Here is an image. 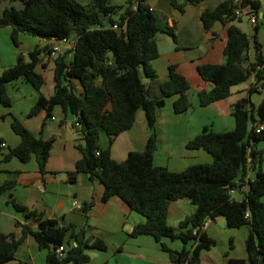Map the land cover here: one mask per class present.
<instances>
[{
	"label": "trees",
	"instance_id": "1",
	"mask_svg": "<svg viewBox=\"0 0 264 264\" xmlns=\"http://www.w3.org/2000/svg\"><path fill=\"white\" fill-rule=\"evenodd\" d=\"M135 1L118 4L114 0H91L89 3L22 0V7H6L0 13V28L12 26V36L17 43L20 31L47 40L73 38V54L68 57L60 52L54 57L55 90L46 95L41 90L45 78L37 65L43 60L44 53L53 51L55 41L36 44L28 51L29 58L19 52L16 61L0 72V104L12 105L7 85L23 78L39 90L29 116L43 109L51 116L58 104L71 112L75 116L73 123L79 133L77 146L82 156L75 168L67 171L69 179L75 181L81 172H88L105 185L104 199L118 194L132 209L142 213L145 220L136 223L129 234L153 235L168 252L172 264L201 262L202 251L216 244V239L203 225L208 218L215 219L220 215L226 218L230 227L250 226L246 237L247 256L230 257L228 264H264V166L261 163L264 150L256 147L264 140V129L257 130L264 122V100L258 104L252 100L253 93L264 91V51L258 40L260 24L250 35L236 23L244 14L258 18L262 2L222 0L215 7L203 10L204 26L211 30L217 21H221L227 26L228 39L223 62L198 66L201 76L212 82L211 88L198 91L200 104L205 106L230 95L233 85L252 75L255 80L247 88L248 94L232 104L235 119L232 129L219 131L205 126L187 142L191 148L210 152L212 160L172 170L154 162L158 109L165 105L167 97L178 94L174 109L186 111L191 105L188 90L192 83L175 64L170 65L168 78L158 80L152 60L159 55L156 34L162 28L147 1L138 0L137 8H134ZM169 1L183 11L188 3L201 0ZM238 8L245 12L237 14ZM165 30L177 41L172 26ZM252 41L257 54L250 61L248 48ZM144 77L150 81L146 82ZM155 82L159 90L152 95ZM139 109H144L150 128L146 145L143 149L131 150L125 159L117 160L111 154V146L118 134L134 124ZM12 128L21 140L7 152V142L0 138V161L13 155L28 161L34 155L40 170L46 172L54 137L45 138L34 133L16 116ZM102 132L108 135L105 146L99 142ZM250 167L256 169L253 179L248 177ZM14 183L15 180L7 179L0 189L4 191ZM236 190L241 193V198L234 195ZM183 197L190 199L196 210L175 226L168 222L169 205ZM10 200L24 214L26 221H16V225L21 226V236L15 231L0 229V264L16 258L19 245L30 233L40 248L48 250L46 264H81L90 260L91 250L108 248L106 240L100 236L87 234L75 224L62 225L56 218L44 216L42 211L14 198ZM93 201L84 202L81 210L88 212ZM163 237L181 239L183 247L172 248L162 240ZM63 243L65 255L59 256L56 249Z\"/></svg>",
	"mask_w": 264,
	"mask_h": 264
},
{
	"label": "crops",
	"instance_id": "2",
	"mask_svg": "<svg viewBox=\"0 0 264 264\" xmlns=\"http://www.w3.org/2000/svg\"><path fill=\"white\" fill-rule=\"evenodd\" d=\"M146 1L156 14L158 24L160 21L165 23V29L172 26L177 34V41L166 30L157 34L159 55L152 60V64L158 72V80L168 78L170 65L175 64L177 70L192 83L188 90L191 105L186 111L177 112L174 109V100L178 94L167 97L165 105L158 109V143L154 162L166 165L172 170H182L193 163L210 162V152L203 148H191L187 142L205 126L219 131L232 129L235 126L232 104L248 94L247 88L255 80L254 75L233 85L230 95L208 105H201L197 93L200 89L211 88L212 82L201 76L198 66L207 62H223L228 39L227 26L224 23L217 21L213 29L209 30L204 26L201 14L205 8H213L222 0L188 3L183 11L174 7L169 0ZM261 2L262 7L256 23L251 22L250 14L242 15L236 23L250 35L254 33L256 25L260 24L258 40L262 43L264 51V0ZM22 3L0 0V13L8 6L20 7ZM2 28L13 30L12 26ZM34 37L30 42L22 41L21 48L27 58L28 51L36 44H52L54 41L36 35ZM72 39L62 42L57 53H44L43 60L37 65V70L45 78L41 90L46 95H51L55 90L54 57L60 52L71 57ZM18 53L14 55L16 59ZM256 54L257 50L252 41L248 48L249 60L255 59ZM14 62L10 61L6 65ZM144 80L150 81L147 77H144ZM157 84L155 82L156 86ZM79 87L81 88V85ZM7 91L12 105L0 104V138L7 142L6 151L21 140L20 135L12 128L14 116L22 120L34 133L45 138L52 136L54 141L46 172L40 170L34 155L28 161H23L16 155L0 161V185L7 179L15 180L6 191H0V229L5 232L15 231L17 236L22 234L21 226H17L16 221L24 222L26 219L11 202L10 198H14L30 208L42 211L46 217L56 218L62 225L75 224L85 229L87 234L106 240V250H91L90 260L81 264H172L168 252L153 235L129 234L136 223L145 220L142 213L132 209L118 194L104 199L105 185L98 177H92L88 172H81L75 181L69 179L67 171L74 169L77 160L82 156L77 146L79 133L73 123L75 116L64 110L60 104L54 107L51 116L45 109L29 116L28 112L36 102L39 90L26 79L19 78L8 83ZM252 100L256 104L260 103L264 100V91L253 93ZM149 132L145 111L139 109L134 124L115 138L111 146L112 156L123 160L131 150L143 149ZM99 142L103 146L107 145L108 135L105 132L101 133ZM256 147L264 150L261 142H258ZM261 163L264 166V154ZM255 173L256 169L250 167L248 177L253 179ZM236 192L237 190L234 191ZM75 199L83 203L94 200V204L85 212L74 205ZM189 200L179 198L171 201L168 210L170 224L177 226L183 218L196 210V205L191 200L188 202ZM204 229L216 239V244L202 251L199 264H228L230 257L247 256L246 237L250 230L248 224L230 227L226 218L220 215L215 219L210 218ZM162 240L172 248L183 247L181 239L163 237ZM47 254L48 250L40 248L38 241L30 233L19 245L16 258L4 264H46Z\"/></svg>",
	"mask_w": 264,
	"mask_h": 264
},
{
	"label": "rangeland",
	"instance_id": "3",
	"mask_svg": "<svg viewBox=\"0 0 264 264\" xmlns=\"http://www.w3.org/2000/svg\"><path fill=\"white\" fill-rule=\"evenodd\" d=\"M14 1H16L18 4L22 3V0H14ZM80 1L83 3H89L91 0H80ZM114 1L118 4H121V3L123 4L127 0H114ZM22 6H23V3L20 7H22ZM256 22H257V20L253 23H256ZM261 23H262V21H261ZM159 25L162 28V30H159L157 32V34L160 33L161 31H163L166 27V24L163 23L162 21H160ZM263 25H264V22H263ZM157 34H156V36H157ZM31 38H35L34 35L28 34V33H23L20 31V36H18V38H17L19 42L17 43L15 38L12 36V29L9 30V29H5V28H0V71L3 69L4 65H6L8 62L16 61V58L14 57V55L18 52H23L22 48H21L22 41H24V43L30 42ZM152 89H153L152 93H151L152 95H155L158 93V90H159L158 86L154 85V87ZM260 142L264 146V140H262ZM6 190L7 189H5L4 191H6ZM0 191L4 192L1 189H0ZM234 195L237 198H241V196H242L239 191L234 193ZM183 198H185L186 200H189L186 197H183ZM188 202H191V201L189 200Z\"/></svg>",
	"mask_w": 264,
	"mask_h": 264
},
{
	"label": "built area",
	"instance_id": "4",
	"mask_svg": "<svg viewBox=\"0 0 264 264\" xmlns=\"http://www.w3.org/2000/svg\"><path fill=\"white\" fill-rule=\"evenodd\" d=\"M137 4H138V0H136L135 1V3H134V5H133V7L134 8H137ZM151 9H152V7H151ZM236 12H237V14H239V15H241V14H243L245 11L244 10H241V9H236ZM250 20H251V22H255L256 20H258V18H257V16L256 15H254V16H251L250 17ZM114 26H117V24H114ZM69 40L70 39H68V38H63V39H61V40H54L55 41V43H54V46H53V52L54 53H57L59 50H60V44L62 43V42H69ZM78 124H79V122H77ZM261 129H264V122H261L259 125H258V127H257V130H261ZM3 145H5L6 144V142H3L2 143ZM83 202H81L80 200H78V199H75L74 200V205L78 208V209H83ZM210 220V218H208L206 221H205V223H204V227L206 226V224L208 223V221ZM199 228V226L198 227H196V229L195 230H197ZM65 249H66V247H65V244L63 243V244H60L58 247H57V249H56V252L58 253V255L59 256H63V255H65Z\"/></svg>",
	"mask_w": 264,
	"mask_h": 264
},
{
	"label": "water",
	"instance_id": "5",
	"mask_svg": "<svg viewBox=\"0 0 264 264\" xmlns=\"http://www.w3.org/2000/svg\"><path fill=\"white\" fill-rule=\"evenodd\" d=\"M53 247V246H52Z\"/></svg>",
	"mask_w": 264,
	"mask_h": 264
}]
</instances>
